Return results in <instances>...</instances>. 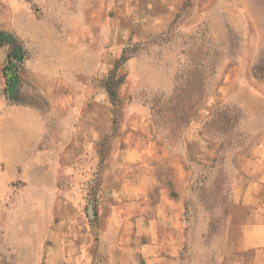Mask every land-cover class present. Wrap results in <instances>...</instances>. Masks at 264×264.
Segmentation results:
<instances>
[{
  "label": "rangeland",
  "instance_id": "1",
  "mask_svg": "<svg viewBox=\"0 0 264 264\" xmlns=\"http://www.w3.org/2000/svg\"><path fill=\"white\" fill-rule=\"evenodd\" d=\"M256 152L264 0H0V264H264Z\"/></svg>",
  "mask_w": 264,
  "mask_h": 264
},
{
  "label": "crops",
  "instance_id": "2",
  "mask_svg": "<svg viewBox=\"0 0 264 264\" xmlns=\"http://www.w3.org/2000/svg\"><path fill=\"white\" fill-rule=\"evenodd\" d=\"M244 92L250 93V90L239 87L238 90L235 92V96L238 99L243 98L244 102H246V104L248 105V100H246V98H244L245 95H243ZM248 106H250V104ZM254 109L257 111V108ZM260 154L262 155V153ZM254 155H256V157H251L248 159V165L254 167V172L249 173L250 176L247 178L246 187L242 191L241 197H239L240 201L236 200V202L234 203L241 205L242 207H244L246 203L256 204V211H260V206L261 203L264 202V198L258 199L257 195H252L250 188L262 187L264 185V157L260 158L258 156L259 155L258 152H256ZM247 204L245 207H247ZM255 214H256V218L264 217V213L262 212L261 213L256 212ZM248 216L251 218L250 214ZM249 224L250 225L241 228L242 231L240 237L241 249L242 250L254 249L257 251L259 248L262 247V245H264V226L259 225L257 222L249 223ZM149 255L151 254L144 255L146 256L147 258L146 261H148L149 264H154L155 261H158L157 258L156 260L152 258H148Z\"/></svg>",
  "mask_w": 264,
  "mask_h": 264
},
{
  "label": "trees",
  "instance_id": "3",
  "mask_svg": "<svg viewBox=\"0 0 264 264\" xmlns=\"http://www.w3.org/2000/svg\"><path fill=\"white\" fill-rule=\"evenodd\" d=\"M11 44V51L8 54V62L5 65V67L3 68L4 73L6 74L7 71L11 72V76H9V79L15 80L16 78H18V68L19 66H14L12 64V60L22 63L27 55V51L23 48L22 45H20L17 41H15L14 39H12L10 41Z\"/></svg>",
  "mask_w": 264,
  "mask_h": 264
}]
</instances>
